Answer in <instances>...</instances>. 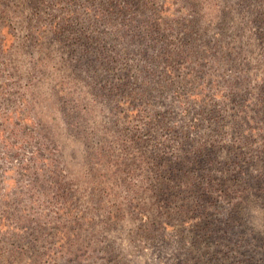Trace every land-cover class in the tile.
Listing matches in <instances>:
<instances>
[{
    "label": "rangeland",
    "instance_id": "obj_1",
    "mask_svg": "<svg viewBox=\"0 0 264 264\" xmlns=\"http://www.w3.org/2000/svg\"><path fill=\"white\" fill-rule=\"evenodd\" d=\"M0 264H264V0H0Z\"/></svg>",
    "mask_w": 264,
    "mask_h": 264
},
{
    "label": "trees",
    "instance_id": "obj_2",
    "mask_svg": "<svg viewBox=\"0 0 264 264\" xmlns=\"http://www.w3.org/2000/svg\"><path fill=\"white\" fill-rule=\"evenodd\" d=\"M117 1H119V0H117ZM110 4H111L110 2L107 3V5H110ZM64 30H65L64 27H61V26H53L52 29H51V32L53 34L58 35V34L62 33ZM80 39H81V37L80 38L77 37L76 39L73 40V42L71 44H76L77 42L80 41ZM38 41H36V42H38Z\"/></svg>",
    "mask_w": 264,
    "mask_h": 264
}]
</instances>
